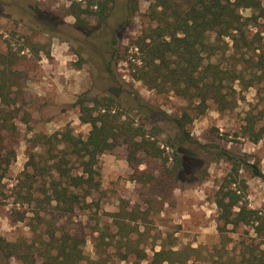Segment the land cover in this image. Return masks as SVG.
Wrapping results in <instances>:
<instances>
[{
    "label": "rangeland",
    "instance_id": "374dc122",
    "mask_svg": "<svg viewBox=\"0 0 264 264\" xmlns=\"http://www.w3.org/2000/svg\"><path fill=\"white\" fill-rule=\"evenodd\" d=\"M95 1L107 5V19L102 22L98 14L83 12L87 25L81 26L74 12L86 8L88 0H0V48L13 49L24 75L18 114L13 117L15 129L4 132V144L16 156L0 181V235L11 241L21 237L34 241L33 226L44 232L49 225L58 233L82 234L86 259L80 264H132L137 253L145 254L143 263L147 264L163 242L168 248L185 249L192 264H243V252L248 257L252 250L264 249V236L252 225L241 226L237 232L229 226L226 237L221 236L216 197L229 183L226 177L235 171L232 162L218 153L227 149L238 160L256 163L264 171V136L254 142L246 132L250 117L258 121V128L264 126V74L253 67V60L264 53V18L250 31L262 50H247L227 37L226 53L215 57L223 68L237 67L242 75L232 83V107L221 111L210 101L207 110L198 114L173 91L159 92L136 76L139 54L135 43L157 25L149 11L154 0ZM261 2L264 6V0ZM91 8L100 11L96 5ZM240 11L244 16L254 13L251 8ZM80 96H113L116 109L122 107L137 124L159 132L157 139L166 156L173 150L163 143L180 132L173 119L190 114L184 133L186 164L173 191L160 196L148 180L162 171V158L139 152L141 161L150 164H140L146 173H137L127 159L128 147L122 143L99 156L97 186L82 205L66 213L55 208L56 202H47L43 189L50 188L52 179H59L55 155L62 153L49 152L56 142L48 143L46 136L68 129L78 137L89 135L90 124L79 118ZM142 105L152 109L153 120L147 118ZM33 154L46 179L39 177L29 192L24 171H33ZM69 164L74 173L82 171L75 158ZM235 179L231 188L243 194L250 208L264 214V180L245 167ZM132 227L134 231L128 232ZM128 234L132 248L126 246ZM125 253L129 254L126 259ZM0 264L20 262L0 251Z\"/></svg>",
    "mask_w": 264,
    "mask_h": 264
},
{
    "label": "trees",
    "instance_id": "16d2710c",
    "mask_svg": "<svg viewBox=\"0 0 264 264\" xmlns=\"http://www.w3.org/2000/svg\"><path fill=\"white\" fill-rule=\"evenodd\" d=\"M93 5L100 11L91 8ZM242 8L253 9V15L244 16L240 11ZM80 10L82 11L74 14L81 26L87 25L82 17L83 12L98 14L102 22L109 15L107 5L95 0H88V6ZM149 11L157 25L145 31L135 43L139 54L135 65L137 78L159 92L173 91L189 101L198 114L207 110L210 101L216 103L221 111L232 107L231 96L229 97L232 83L242 75L237 67L223 68L215 61V57L226 53L227 37L237 46L241 44L240 46L246 47L247 50H262L261 45H255V36L250 35L252 26L258 23L260 18H264L261 0H154ZM261 52L257 55V60H253V67L264 74V53ZM18 64L12 48L6 51L0 48V181L6 177L16 156L14 149L7 150L4 132L15 129L13 117L18 114L17 106L24 78ZM261 78L262 76H259V79ZM114 103L117 101L113 96H80L77 100L80 108L79 118L83 123L90 124L89 135L86 138L78 137L68 129L46 136L48 143L53 145L56 142L53 149H57V152L53 149L49 152L62 153L55 155L58 157L56 166L60 172L59 179H52L49 182L50 188L43 189L48 195L47 202H56L55 208L59 211L70 213L82 205L83 199L97 186L95 166L99 156L122 143L127 145V159L137 173H146V169L139 168L140 164H150L149 161H141L139 152L142 151L152 158L163 159L162 171L148 179L151 180L154 192L165 196L163 192L173 191L175 188L186 164L183 153L187 152L184 147L187 139L184 133L187 132L188 119L191 120L190 114L185 112L181 117L173 119L180 132L176 137L168 136L166 143H163L173 150L172 155L166 156L162 143L157 139L159 132H150L144 125L137 124L130 114L122 111V107L116 109ZM142 107L147 111V118L153 120L152 109L148 105ZM257 125L258 121L252 117L246 125V132L254 142L264 136V126L258 128ZM218 155L231 161L235 171H231L226 177L229 183L222 187L216 197L220 209L218 229L221 236L226 237L224 231L228 230L229 226L237 232V228L244 225L254 226L255 232L264 236V214L250 208L243 199V194L231 188L230 184L236 183L235 178L241 167L251 170L254 176L263 180L264 171L256 163L238 160L227 149L220 151ZM72 157L80 162V173L73 172L74 166L69 164ZM30 164L33 171H24L26 179L30 182L29 192L33 191L39 177L45 178L43 166L38 163L34 154ZM82 190L84 192H81ZM128 214L132 215L133 212ZM37 216H41V213L37 212ZM123 227L124 225L119 228ZM32 230L37 236L34 241L25 237L11 241L0 235V251L3 256L16 258L20 264H80L86 259L82 247L85 238L82 234H72L64 230L58 233L53 225H49L44 232L35 226ZM130 231H134V228H130L128 232ZM125 239L126 246L132 248V237L128 234ZM128 255L125 253L123 258H128ZM242 256L243 264L245 259L247 264H264V249L258 252L252 250L248 257L243 252ZM145 258V254L137 253L132 264H144ZM190 259L185 249L168 248L163 242L161 249L154 251L147 264H192Z\"/></svg>",
    "mask_w": 264,
    "mask_h": 264
}]
</instances>
